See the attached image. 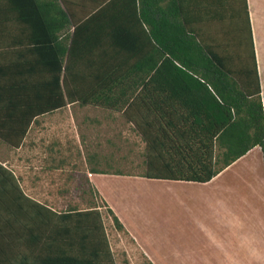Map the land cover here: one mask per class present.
Returning a JSON list of instances; mask_svg holds the SVG:
<instances>
[{"label":"trees","instance_id":"trees-1","mask_svg":"<svg viewBox=\"0 0 264 264\" xmlns=\"http://www.w3.org/2000/svg\"><path fill=\"white\" fill-rule=\"evenodd\" d=\"M90 1L0 0V54L20 48L13 62H0L1 142L19 148L34 118L78 103L133 124L146 146L139 176L147 179L206 183L256 146L264 164V106L245 0L251 71L242 60L232 64L237 55L229 50L242 40L228 1ZM224 17L223 44L201 27ZM7 184L17 194L0 203L16 209L14 220L33 222L26 241L38 250L15 261L2 254L0 264H114L95 204L53 213L24 196L0 165V185Z\"/></svg>","mask_w":264,"mask_h":264},{"label":"crops","instance_id":"crops-1","mask_svg":"<svg viewBox=\"0 0 264 264\" xmlns=\"http://www.w3.org/2000/svg\"><path fill=\"white\" fill-rule=\"evenodd\" d=\"M65 1L92 4L90 0ZM245 2L264 106V0ZM19 49L6 47L5 54H0V62H13ZM75 104L34 118L19 148L3 142L0 147L16 152L32 149L34 136H30L31 133H52L53 129L56 132V129L72 125L70 106ZM90 121L98 123L93 118ZM55 155L50 159L60 164L62 157ZM85 176L118 218L128 242L147 264H264V164L258 146L206 183L147 179L112 170L91 172L87 169ZM152 187L155 188L152 190ZM158 187L176 195L182 204L184 197L197 200L203 220L187 226L158 224L151 211L154 193H150Z\"/></svg>","mask_w":264,"mask_h":264},{"label":"rangeland","instance_id":"rangeland-1","mask_svg":"<svg viewBox=\"0 0 264 264\" xmlns=\"http://www.w3.org/2000/svg\"><path fill=\"white\" fill-rule=\"evenodd\" d=\"M223 1H228L233 8L235 24L242 40L238 51L234 50L236 48L229 50V53L237 55V60L232 61V64L239 67L242 60L241 63L251 71L253 63L248 48L244 0ZM229 22L224 17V20L200 27L211 38L224 44L226 37L223 36L224 32L230 30ZM70 108L73 111L72 125L63 126L58 131L56 129V132L53 129L52 133H31L34 147L30 150L23 148L16 152L12 148L0 147V165L12 173L24 196L53 213L59 214L69 209L86 210L95 204L102 216L106 243L114 264H147L128 242L125 233L114 227L100 198L88 191L90 186L85 176L89 168L141 175L147 168L145 143L134 130L133 124L128 123L120 112L90 105L84 107L78 103ZM91 118L98 123H92ZM55 153L56 157H62L60 164L50 159ZM162 188L150 192L151 195L154 193V208L151 211L158 224L187 226L190 222L203 220L197 200L184 197L182 204L176 195ZM16 194L17 190L11 184L0 185V202ZM12 207L8 210L7 206L0 203V255H8L11 261L18 260L16 258L21 254L33 257L38 246L33 251L27 243L25 227L29 225V230H32L33 222L14 220L12 216L16 209Z\"/></svg>","mask_w":264,"mask_h":264}]
</instances>
